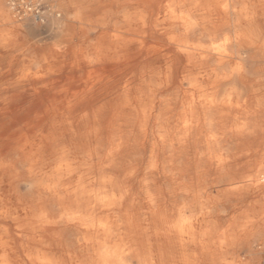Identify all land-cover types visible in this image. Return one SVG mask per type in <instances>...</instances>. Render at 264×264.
Returning a JSON list of instances; mask_svg holds the SVG:
<instances>
[{
    "label": "bare ground",
    "instance_id": "obj_1",
    "mask_svg": "<svg viewBox=\"0 0 264 264\" xmlns=\"http://www.w3.org/2000/svg\"><path fill=\"white\" fill-rule=\"evenodd\" d=\"M42 5L0 0V264H260L264 42L234 49L229 0H144L116 72L77 78ZM48 17L51 44L88 19Z\"/></svg>",
    "mask_w": 264,
    "mask_h": 264
},
{
    "label": "crops",
    "instance_id": "obj_2",
    "mask_svg": "<svg viewBox=\"0 0 264 264\" xmlns=\"http://www.w3.org/2000/svg\"><path fill=\"white\" fill-rule=\"evenodd\" d=\"M40 1L43 4L41 10L44 13V20L46 19L45 39L41 44L40 55L51 57L50 52L55 53L53 55L62 64L58 70L62 77L86 76L88 71L81 67L85 62L91 64L89 72L91 71L93 76L112 75L116 72L114 69L116 65L111 59L117 60L116 62L120 64L122 62V57L114 55L116 49L119 50L117 45L123 44L122 42L125 44L128 37L134 35L137 37V31L141 28V23L138 24L135 18L144 8V0H78L76 4L74 0ZM155 8L156 6L152 7ZM58 11H61L63 16L87 15L88 19L75 21L65 20L63 17L60 25L55 24L54 30L60 38L59 42L51 44L47 35L51 20L48 15H52L54 19ZM126 14L131 16L129 22L125 18ZM229 23L230 33H235L232 34L236 40L234 49L242 50L243 54L249 55L248 53L252 52L254 54L255 49L244 47L248 40L264 42V0H229ZM261 52L258 50L255 60L248 62L254 65L261 62ZM164 61H158L162 68L166 65ZM95 63L99 65L96 66Z\"/></svg>",
    "mask_w": 264,
    "mask_h": 264
},
{
    "label": "rangeland",
    "instance_id": "obj_3",
    "mask_svg": "<svg viewBox=\"0 0 264 264\" xmlns=\"http://www.w3.org/2000/svg\"><path fill=\"white\" fill-rule=\"evenodd\" d=\"M11 1V0H10ZM13 1V0H12ZM46 20V19H45ZM260 64H263L264 65V63L263 62H259L258 64H256V65H260ZM250 73V72H249ZM251 75H253L254 77H256L257 75H263L264 76V72H253V71H251ZM255 79V78H254ZM256 80V79H255ZM162 188L161 189H163L164 191H166V184H161L160 185ZM243 208H240V209H238L237 211H236V214L235 215H238L241 211H243L242 210ZM232 219V218H231ZM242 260H245V258H244V253L242 254V256L240 257ZM221 261V262H220ZM222 261H223V256H220V258H219V264H222ZM260 264H264V252H263V254L261 255V263Z\"/></svg>",
    "mask_w": 264,
    "mask_h": 264
}]
</instances>
